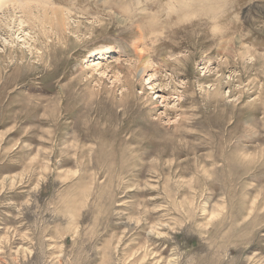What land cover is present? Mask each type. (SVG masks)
<instances>
[{
    "label": "rangeland",
    "instance_id": "rangeland-1",
    "mask_svg": "<svg viewBox=\"0 0 264 264\" xmlns=\"http://www.w3.org/2000/svg\"><path fill=\"white\" fill-rule=\"evenodd\" d=\"M28 1L73 20L2 64L0 264H264V0Z\"/></svg>",
    "mask_w": 264,
    "mask_h": 264
},
{
    "label": "bare ground",
    "instance_id": "bare-ground-1",
    "mask_svg": "<svg viewBox=\"0 0 264 264\" xmlns=\"http://www.w3.org/2000/svg\"><path fill=\"white\" fill-rule=\"evenodd\" d=\"M23 1L26 2L22 3ZM53 8H46L43 3L38 4L28 0H0V41L3 45V49L2 51H0L2 52L0 53L1 101L4 99V95H7V89H10L8 86L9 81L1 83L3 71L6 68L2 65L4 61L7 65H14V63H16L18 60L21 63L22 61L26 60L30 62L29 59L31 57H34L35 61H38L37 63H40L39 65L41 68L42 64L48 63L49 65H52L55 62L57 53L62 51V49H60L61 47L55 48L56 44H59V46L63 45L65 49H67L68 40L66 36L71 34V21L73 20V15L71 16L65 10H58L56 7ZM78 24H80V22H78ZM78 24H76V30H78ZM35 26H37L38 34L34 33ZM89 28L92 30L94 27ZM79 32L80 30H78V33ZM109 50L110 49L108 48L104 49V51L100 50L97 55L101 58H104L108 54ZM239 59H242V57L239 56ZM162 62L167 64V61L165 59H163ZM178 62H183V60H178ZM224 62H227V60H225ZM15 66L16 72L23 71V67L21 64H16ZM30 66L33 68L34 64H30ZM95 67H98V64ZM126 67L130 74L132 73V75H138L139 77L140 75L144 76V74L148 71H152L155 74V69H153V65L149 61L148 56L140 51L135 53L132 63H130V65ZM118 68L123 69L122 67ZM30 70L32 69L29 68L28 71ZM221 71L222 70H220L219 72ZM120 79L121 78L119 76L115 77V80L117 82H120ZM217 95H219V90L217 91ZM177 98L180 99L181 95H177ZM40 108L41 104L36 105L34 107V112L38 113ZM47 112V109L45 111L44 108V113ZM38 121L42 124L45 123L40 119H38Z\"/></svg>",
    "mask_w": 264,
    "mask_h": 264
}]
</instances>
